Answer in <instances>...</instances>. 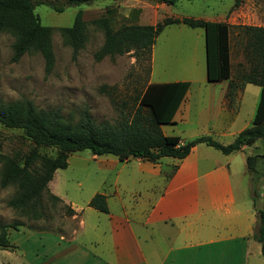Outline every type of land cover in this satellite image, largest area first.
<instances>
[{
  "label": "rangeland",
  "instance_id": "374dc122",
  "mask_svg": "<svg viewBox=\"0 0 264 264\" xmlns=\"http://www.w3.org/2000/svg\"><path fill=\"white\" fill-rule=\"evenodd\" d=\"M78 10L87 23V39L73 54L72 48L63 42L59 28L70 26ZM34 13L43 25L52 28L53 67L45 71L39 52L25 53L12 61L14 38L0 31V104L27 99L38 109L59 108L64 123L78 121L83 109H87L97 123H115L129 115L135 95L147 83L202 72L204 45L201 37L196 36L200 28L183 23L169 24L156 37L150 57L135 56L129 51L96 60L93 54L101 46L104 34L93 23L94 18L108 16L113 29L134 23L154 24L169 16L224 22L230 27L229 52L234 79L249 66L243 52L244 38L237 25H264V0H241L237 6L234 0H177L171 5L156 0H94L67 6L62 12L39 4ZM32 145L21 129L0 123V153L21 159ZM251 151V155H258L254 165L258 176L255 178V174L250 173L248 184L257 208L264 209V139L257 140ZM39 152L53 155L55 149L41 147ZM104 157L105 154L94 155L89 149L69 153L67 166L56 169L51 184H47L49 191L62 201H52L48 193H43V211L39 216L23 214L8 206L15 187L0 185V224L10 225L6 233L12 245L0 247V264H29L33 250L42 249L43 235H67L76 226L77 217H71L67 211L70 205L65 201L84 208L95 192L109 190L101 180H111L115 169H102ZM169 172L171 168L165 165L163 173L168 175ZM162 185V181L154 177L140 179L135 184L147 195L159 192Z\"/></svg>",
  "mask_w": 264,
  "mask_h": 264
},
{
  "label": "crops",
  "instance_id": "0c3cea01",
  "mask_svg": "<svg viewBox=\"0 0 264 264\" xmlns=\"http://www.w3.org/2000/svg\"><path fill=\"white\" fill-rule=\"evenodd\" d=\"M198 28L205 52L204 29ZM178 80L189 81V87L173 123L160 125L164 134L181 141L209 135L228 143L251 125L259 85L231 89L229 79L208 80L206 65L202 72L163 82ZM259 139L227 154L200 142L184 158L163 156L154 162L105 154L102 169L115 172L111 180H101L109 190L97 192L105 195L108 211L65 201L76 226L67 235H43L42 249L33 250L29 264H264L253 237L260 208L251 197L246 162ZM165 165L171 168L168 175ZM150 177L163 184L153 195L135 186Z\"/></svg>",
  "mask_w": 264,
  "mask_h": 264
},
{
  "label": "trees",
  "instance_id": "16d2710c",
  "mask_svg": "<svg viewBox=\"0 0 264 264\" xmlns=\"http://www.w3.org/2000/svg\"><path fill=\"white\" fill-rule=\"evenodd\" d=\"M94 0H0V31L13 36L11 60L17 61L23 54L39 52L44 60V69L53 67L52 28L43 25L34 13L36 5L45 4L57 12L67 6L88 4ZM117 1V0H115ZM174 4L177 0H156ZM241 0H234L237 6ZM93 23L102 29L104 39L94 52V59L106 55L114 56L132 51L135 56L150 57L152 46L158 34L169 24L183 23L189 27H201L205 34V65L208 80L229 79V88L245 83L259 85L260 96L251 125L240 130L233 140L221 143L209 135H200L186 141L179 136L166 135L160 125L173 123V116L189 87V81L149 82L135 97L129 115L115 123H97L87 109H83L78 121L64 123L59 108L38 109L31 101L22 99L0 104V123L9 128L21 129L33 145L17 159L0 153V185H12L15 193L7 205L19 212L39 216L43 211L42 196L48 193L52 201L62 199L50 192L48 182L56 169L67 166L69 153L89 149L94 155L112 154L120 161L138 157L157 161L163 156L184 158L197 143L203 142L222 153L239 150L251 145L256 139H264V25H237L244 38L243 52L249 64L247 71L237 78H231L228 24L202 18L165 17L154 24H127L113 29L108 16L94 18ZM63 42L76 54L87 39V23L78 10L70 26L60 27ZM232 92V90H231ZM41 147L54 148L53 155L39 152ZM258 155H248L247 167L255 172ZM264 161V155H262ZM254 199V197H253ZM255 200V199H254ZM91 206L107 212L105 195L94 193L89 201ZM67 211L74 210L68 206ZM257 229L253 237L260 243L264 258V209L256 212ZM0 224V247H10L6 227ZM15 228L14 225H11Z\"/></svg>",
  "mask_w": 264,
  "mask_h": 264
}]
</instances>
